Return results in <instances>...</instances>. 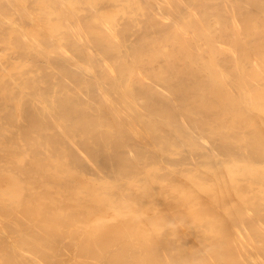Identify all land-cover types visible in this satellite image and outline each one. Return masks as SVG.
I'll use <instances>...</instances> for the list:
<instances>
[{
	"label": "bare ground",
	"instance_id": "6f19581e",
	"mask_svg": "<svg viewBox=\"0 0 264 264\" xmlns=\"http://www.w3.org/2000/svg\"><path fill=\"white\" fill-rule=\"evenodd\" d=\"M0 264H264V0H0Z\"/></svg>",
	"mask_w": 264,
	"mask_h": 264
}]
</instances>
